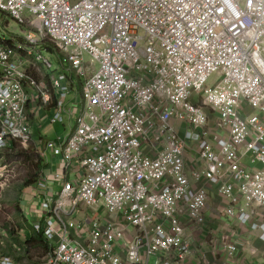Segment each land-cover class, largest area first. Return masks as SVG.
I'll list each match as a JSON object with an SVG mask.
<instances>
[{"label":"built area","instance_id":"built-area-1","mask_svg":"<svg viewBox=\"0 0 264 264\" xmlns=\"http://www.w3.org/2000/svg\"><path fill=\"white\" fill-rule=\"evenodd\" d=\"M9 21L25 31L0 38V151L32 141L34 103L70 126L34 187L45 264H205L211 216L264 242V0H0ZM45 44L70 75L45 74Z\"/></svg>","mask_w":264,"mask_h":264},{"label":"rangeland","instance_id":"rangeland-1","mask_svg":"<svg viewBox=\"0 0 264 264\" xmlns=\"http://www.w3.org/2000/svg\"><path fill=\"white\" fill-rule=\"evenodd\" d=\"M8 24L5 22L0 24V38L9 39L11 35L18 38L24 36L25 30L21 26L11 21H9ZM19 41L22 45H27L24 38L19 39ZM40 53L51 63L49 69L44 68L45 74L50 76H58V74L70 75L67 70L68 63L64 55L55 51L47 52L44 49L41 50ZM33 74L37 78H41V75L35 74V71ZM216 77V75H213L209 80V83H213L216 80ZM78 86L80 87L79 84ZM75 90L68 94L66 98L67 102L72 100V97L74 96L73 92L75 95L79 93L78 89L76 92ZM34 104L40 105L39 103ZM32 108L33 106L31 109ZM36 110H38V108H36ZM74 112L78 114V108L74 109ZM30 119L31 127L33 128L35 125H33V116ZM52 128H54V130L57 129L62 137H65L70 131V126L57 124L55 127L53 125H47L46 133L50 134L53 131ZM32 133V141L26 145L17 142L16 151H0V262L6 258H10L15 264H42L48 260L49 253L42 248L32 247L28 252H25L22 249V244L14 242L17 236L20 237L21 240H27L28 237L24 236L25 232L33 234V224L38 221V214L36 212L40 208L41 202H39V199L34 196V187L45 178L47 173L46 170L38 173L36 167L38 156L45 157L51 169L55 167L56 170H59L62 167L60 159L53 155L52 150L47 148V143L44 144L43 141H40L39 137L45 139L44 132L41 131L40 133L39 130L37 131V129H33ZM181 135L183 136L184 133H181ZM254 168L260 169L261 166L256 164ZM35 177V180L37 181L26 187V182ZM32 199L38 201V203L35 204ZM36 206H38V208H36ZM5 228L7 231H5ZM9 228L12 232L11 235L9 234ZM5 238H10L8 242L9 245H12L13 243L12 253H6L3 251L7 248V239ZM153 262L154 260H152V263Z\"/></svg>","mask_w":264,"mask_h":264},{"label":"crops","instance_id":"crops-1","mask_svg":"<svg viewBox=\"0 0 264 264\" xmlns=\"http://www.w3.org/2000/svg\"><path fill=\"white\" fill-rule=\"evenodd\" d=\"M72 100L67 102L68 106L74 101H78L77 94L73 92ZM33 108V129L44 132V138L39 137L40 141H43L44 144L48 140H52L60 136L59 131L56 129L48 134L46 133L47 125H52L48 121L50 116V110L41 109V106L34 104ZM38 108V110H36ZM57 124L53 125L54 127ZM46 134V135H45ZM35 135V134H34ZM49 135V137H48ZM33 138V134H32ZM61 172L60 169L56 170L49 168L45 175L47 181H54V174ZM58 188L55 185V190ZM33 200V199H32ZM35 204L38 201L33 200ZM38 208V206H36ZM264 221V218H261ZM208 232H211V237L209 239H214L215 243L213 247L210 248L208 244H197L200 250H203L205 254V264H221L223 258V249L221 248V243L225 240L235 241L237 243V254H236V263L237 264H264V242L260 239V232L254 231L249 226H243L239 223L236 218L230 219L229 217L218 218L211 216L208 220ZM216 249V250H215ZM215 254H218L216 256ZM45 264V263H42Z\"/></svg>","mask_w":264,"mask_h":264},{"label":"trees","instance_id":"trees-1","mask_svg":"<svg viewBox=\"0 0 264 264\" xmlns=\"http://www.w3.org/2000/svg\"><path fill=\"white\" fill-rule=\"evenodd\" d=\"M7 42H10V41H7ZM45 49L46 48H52L53 51L57 52L56 49L53 48V46L51 44H45ZM58 53V52H57ZM70 77V76H69ZM47 81L50 82V77L47 75ZM77 89L80 91V87L77 86ZM56 93H53V99L56 100ZM17 142H12L10 147L9 148H6L4 149V151H10V152H14L16 151L17 149ZM38 161H37V164H36V167L38 169V173H41V172H44L45 170L47 171L50 166L48 165L47 163V160L45 159V157H41V156H38ZM35 178L31 179V180H28L25 184V186H29V185H32L35 181ZM58 189V188H57ZM5 231H7V229L5 228ZM9 234L11 235L12 232L9 228ZM24 236H27L28 239L27 240H21L20 237H16L15 238V241L14 242H17L19 244H22L23 246V250L25 252H28L30 248H42L43 250H45L47 253H51L52 252V246L51 244L44 238L43 236V232L40 231V232H35L33 234H28L27 232H25ZM7 239V238H5ZM10 239V238H9ZM9 239H7V248L4 249L3 251L6 252V253H12V250H13V243L12 245H9L8 242H9ZM11 241V240H10Z\"/></svg>","mask_w":264,"mask_h":264},{"label":"water","instance_id":"water-1","mask_svg":"<svg viewBox=\"0 0 264 264\" xmlns=\"http://www.w3.org/2000/svg\"><path fill=\"white\" fill-rule=\"evenodd\" d=\"M46 51L47 52H53V49L52 48H46Z\"/></svg>","mask_w":264,"mask_h":264}]
</instances>
